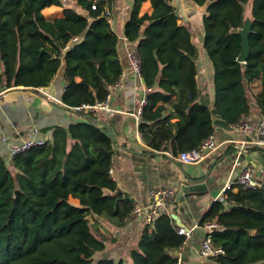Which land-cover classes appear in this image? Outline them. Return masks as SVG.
<instances>
[{
    "label": "trees",
    "instance_id": "obj_1",
    "mask_svg": "<svg viewBox=\"0 0 264 264\" xmlns=\"http://www.w3.org/2000/svg\"><path fill=\"white\" fill-rule=\"evenodd\" d=\"M67 1L78 10L67 8L64 17L48 21L42 11L62 7L63 0H0V94L4 86L48 88L63 68L62 102L68 109L106 99V86L124 71L119 38L107 17L115 0ZM145 1L133 0L124 37L137 45L141 79L149 90L139 124L149 149L165 151L171 143L177 156L214 133L213 116L223 127L240 123L250 114L247 90L258 77L262 92L256 104L264 110V0H192L207 6L202 46L214 72L212 110L198 103L199 52L179 22L174 0H149L151 15L139 16ZM249 4L250 52L239 62L237 31ZM82 115L85 121L49 129L51 139L42 146L9 160L0 157V264H127L97 259L106 246L90 218L121 228L135 205L111 176L114 147L108 132L95 125L93 113ZM213 221L218 228L210 233L212 245L224 252L212 257L217 264H264V188L226 189L224 201H214L200 225ZM185 243L173 219L160 213L144 227L130 264H179L174 251Z\"/></svg>",
    "mask_w": 264,
    "mask_h": 264
},
{
    "label": "crops",
    "instance_id": "obj_2",
    "mask_svg": "<svg viewBox=\"0 0 264 264\" xmlns=\"http://www.w3.org/2000/svg\"><path fill=\"white\" fill-rule=\"evenodd\" d=\"M132 3L133 0H115L109 18L112 31L119 38L117 48L124 71L128 69L126 53L133 45L124 37V26L130 18ZM173 5L177 9L179 22L188 27L175 1ZM71 7L78 10L76 5L70 2L62 7H47L42 13L46 20L54 21L64 17L65 10ZM206 8L207 6H196V11L188 18V22L193 31L190 32L193 43L199 52L196 61V83L200 92L198 103L204 102L212 110L215 101L214 72L202 46V16L206 13ZM152 11L151 3L147 0L142 3L139 16L151 15ZM251 11L249 4L246 8V18L250 21ZM197 14L199 17L195 21ZM81 39L82 37L77 41ZM63 73L61 68L50 86L45 89L11 88L1 92L0 137L4 136L8 141L0 140V157L9 160V148L25 141L50 140L49 129L55 126L68 128L73 123L85 121L83 111L70 110L62 102L65 92ZM123 83L124 87L115 91L111 100L112 113L99 112L95 117L96 121H102L111 128L115 142L120 147L114 148L111 176L118 189L133 201L135 208L141 209V215L137 219L130 218L128 224L121 228L105 218H90L94 233L106 246L103 252L97 254V259H111L115 262L124 260L130 264V253L137 247L142 231L147 225L146 218L151 204L149 192L173 189L175 193L172 199L160 213L170 217L174 215L177 220L173 221L177 228H193L190 239L174 251L179 264H217L212 257L201 255V246L208 230L200 223L212 203L223 195L228 186L235 185L246 166L253 167L256 181L264 185V146H254L251 144L254 135L245 134L233 126L223 127L218 124L217 117L213 116L212 136L217 147L201 163L185 164L178 161L180 153L173 155L171 143L167 144L165 151L151 150L141 138L140 118L136 117L141 101L149 90L142 79L128 77ZM261 92L262 81L261 77H258L247 90L250 114L246 118L253 125L264 120V110L256 104V97ZM175 101L174 98L172 103ZM171 105H168L169 109ZM176 120L173 118L171 121ZM71 200L74 205H79L78 200Z\"/></svg>",
    "mask_w": 264,
    "mask_h": 264
},
{
    "label": "built area",
    "instance_id": "obj_3",
    "mask_svg": "<svg viewBox=\"0 0 264 264\" xmlns=\"http://www.w3.org/2000/svg\"><path fill=\"white\" fill-rule=\"evenodd\" d=\"M94 10L95 6L92 7ZM110 14H107L108 19L110 18ZM128 69L123 71L120 79L113 85H107L106 90L108 92L107 97L102 102H97L94 104H83L80 107L73 109L74 111H85L89 113H93L96 115L99 112L110 114L112 113L111 108V100L113 99V95L115 91L120 90L124 87V79L128 77H132L135 79H141V63L140 58L137 51V45L133 44L126 53ZM146 103V98L144 97L141 101L140 107L136 112V117L139 119L142 108ZM236 129H239L245 134L254 135L251 144L257 147L264 146V120L259 122L257 125H253L250 123L247 118H243L240 123L233 126ZM37 132V131H36ZM2 142H7L8 139L4 136L0 137ZM45 143V140L42 139H32L21 143L20 145L13 146L9 148V155L13 157L17 154L25 152L33 147L42 146ZM217 145L214 141L213 136L208 137L197 149H193L190 151L181 152L178 156V161L185 164H198L204 161L209 153L216 149ZM235 186H240L244 188H264V185L259 184L254 177V169L251 165L246 166L240 176L237 178L235 182ZM231 186H228L226 189H229ZM175 191L173 189H157L149 192V197L151 200V204L149 206V214L147 215L146 222L147 224H151L160 214L163 207L166 205L168 201H170L174 195ZM224 201V193L219 196L216 201ZM141 215L140 208H134L131 218H139ZM208 230V234L201 246V255L203 257H216L219 254H223V250L220 248H215L212 245L210 233L218 228L215 221L207 223L205 225ZM193 228H178V233L185 237L186 240L190 239L192 235ZM263 264V263H261Z\"/></svg>",
    "mask_w": 264,
    "mask_h": 264
},
{
    "label": "water",
    "instance_id": "obj_4",
    "mask_svg": "<svg viewBox=\"0 0 264 264\" xmlns=\"http://www.w3.org/2000/svg\"><path fill=\"white\" fill-rule=\"evenodd\" d=\"M174 1H175L176 5H178V7H179V10L181 12V17L187 23L189 31L192 33L193 31H192V28L190 26V23L188 22V18L196 11L195 3L192 0H174ZM250 30H251V21L249 19H246L244 24H243L242 29L237 31L238 34L242 38L241 52H240V55L237 59L239 62H245L248 58V55L250 52L249 42H248ZM5 90H6V87L4 86V87H2L1 92H4ZM95 125L105 128L109 134L111 141H112L113 147L114 148H120L115 142V138H114V135H113L111 128L106 123H104L102 121H96ZM126 150H128V149H126ZM179 196L181 197V195H179ZM171 218L175 221L177 220L174 215H172Z\"/></svg>",
    "mask_w": 264,
    "mask_h": 264
},
{
    "label": "rangeland",
    "instance_id": "obj_5",
    "mask_svg": "<svg viewBox=\"0 0 264 264\" xmlns=\"http://www.w3.org/2000/svg\"><path fill=\"white\" fill-rule=\"evenodd\" d=\"M69 4H70L69 1H67V0H63V5H62V6H64V5H69ZM198 17H199V14L196 15L195 21H196V19H198ZM70 200H71V199H70ZM71 201H72V200H71Z\"/></svg>",
    "mask_w": 264,
    "mask_h": 264
}]
</instances>
